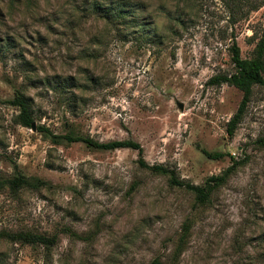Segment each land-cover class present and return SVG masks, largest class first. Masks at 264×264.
<instances>
[{"label":"rangeland","instance_id":"374dc122","mask_svg":"<svg viewBox=\"0 0 264 264\" xmlns=\"http://www.w3.org/2000/svg\"><path fill=\"white\" fill-rule=\"evenodd\" d=\"M263 27L264 0H0V178L34 185L0 188V232L56 237L47 255L0 238V264H264V86L228 135L241 92L208 82ZM64 134L131 139L194 185L236 164L198 203L135 150Z\"/></svg>","mask_w":264,"mask_h":264},{"label":"trees","instance_id":"16d2710c","mask_svg":"<svg viewBox=\"0 0 264 264\" xmlns=\"http://www.w3.org/2000/svg\"><path fill=\"white\" fill-rule=\"evenodd\" d=\"M119 11V12H118ZM118 16L123 13V10L118 9ZM230 51V61L233 65L234 71L229 74H218L213 75L208 79L210 84H220L222 82L231 85L241 92V98L235 112L229 117L226 122L225 130L228 135L233 133V130L238 123L245 105L248 101V97L251 92V88L254 85L264 86V27L258 40L255 43L254 51L255 55L252 58H241L239 55V49L236 43L233 41L229 48ZM17 109V113L14 116V122L20 126L30 128L31 122H33V117L30 109L29 98L21 92H17L8 101ZM37 130L48 132V130L43 126H36ZM54 136V135H53ZM62 137L68 141H80L86 146L96 148V149H116V148H130L136 151L137 158L136 163L139 167L149 170L153 173H159L167 176L168 182L172 185L181 186L184 189L190 191L194 195V199L198 203H203L208 199L210 192L219 184H221L227 175L235 168L233 163L227 166L218 175L209 176L202 185H194L188 182L181 181L176 178L175 173L172 169L164 167L160 164H147L142 157V148L139 143L131 139L122 140H111L107 142H98L89 137H83L80 135L70 136L67 134L62 135ZM209 157H216L219 154H211L203 151ZM15 173L6 178H0V188L6 187L11 192L18 190L23 187L32 188L34 185L29 181V179L24 176L21 172L17 170L15 164H13ZM0 238H4L10 242H18L19 244H26L30 246H41L45 255L48 254L49 249L55 243L56 237L54 234L46 235L43 233H36L31 231H14L0 232ZM152 264H159L154 261Z\"/></svg>","mask_w":264,"mask_h":264},{"label":"water","instance_id":"95a60500","mask_svg":"<svg viewBox=\"0 0 264 264\" xmlns=\"http://www.w3.org/2000/svg\"><path fill=\"white\" fill-rule=\"evenodd\" d=\"M30 128H31V129H34V123H33V122H31V124H30Z\"/></svg>","mask_w":264,"mask_h":264}]
</instances>
